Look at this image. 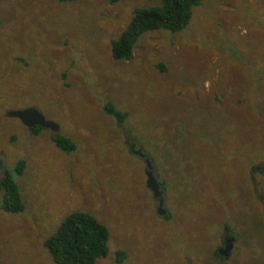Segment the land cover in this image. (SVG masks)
I'll return each mask as SVG.
<instances>
[{
    "label": "rangeland",
    "instance_id": "rangeland-1",
    "mask_svg": "<svg viewBox=\"0 0 264 264\" xmlns=\"http://www.w3.org/2000/svg\"><path fill=\"white\" fill-rule=\"evenodd\" d=\"M155 2L0 0V175L23 160L22 211L0 210V264H54L42 240L71 211L108 230L94 264H264V0H199L181 30L144 32L114 60L109 41ZM24 108L57 130L6 115ZM131 142L151 159L162 214Z\"/></svg>",
    "mask_w": 264,
    "mask_h": 264
},
{
    "label": "trees",
    "instance_id": "trees-1",
    "mask_svg": "<svg viewBox=\"0 0 264 264\" xmlns=\"http://www.w3.org/2000/svg\"><path fill=\"white\" fill-rule=\"evenodd\" d=\"M66 1V0H56ZM116 2L118 0H109ZM199 0H156L147 6L135 7L131 10L128 21L119 34L109 41V53L114 60L129 57L137 38L144 32L165 29L177 32L185 27L191 16V8L197 6ZM157 68L163 69L161 65ZM103 112L121 124L126 112L116 109L106 101L101 104ZM33 130L40 127L34 125ZM52 143L63 152H70L74 143L59 133L51 135ZM254 166L250 167V171ZM23 160L18 159L11 170L0 175V210L5 213H19L23 201L14 180L21 174ZM108 230L106 226L84 211H71L64 215L54 231L42 240L54 264H94L107 253ZM114 260L121 261L125 257L123 250L114 251Z\"/></svg>",
    "mask_w": 264,
    "mask_h": 264
},
{
    "label": "water",
    "instance_id": "water-1",
    "mask_svg": "<svg viewBox=\"0 0 264 264\" xmlns=\"http://www.w3.org/2000/svg\"><path fill=\"white\" fill-rule=\"evenodd\" d=\"M6 115L9 117H15L17 118L22 125L26 127H31L34 125L39 126L40 128H48L52 132H55L57 130L56 124H54L52 121L47 120L43 117L41 113H39L34 108H24V109H15V110H8L6 112ZM132 153H135L136 155L140 156L144 162V175H145V186L150 190L152 196L154 198H157V207L156 212L158 214H162L163 210L160 208L162 199H161V193L162 190L159 186V183L156 181L155 176L152 174V169L150 168V162L151 159L145 154H143V151L138 149V151H134L131 149ZM220 255H225L226 250H217Z\"/></svg>",
    "mask_w": 264,
    "mask_h": 264
},
{
    "label": "flooded vegetation",
    "instance_id": "flooded-vegetation-1",
    "mask_svg": "<svg viewBox=\"0 0 264 264\" xmlns=\"http://www.w3.org/2000/svg\"><path fill=\"white\" fill-rule=\"evenodd\" d=\"M129 139V138H128ZM126 143H128L129 141H125ZM129 148H130V150L132 149V150H134V151H138V149L140 150V146H138L137 147V143L136 142H131L129 145ZM143 154H145L144 152H143ZM146 155V154H145ZM138 156V155H137ZM139 158H140V160H142V158L140 157V156H138ZM143 161V160H142ZM150 164H151V162H150ZM145 167V166H144ZM253 169V168H252ZM254 170V169H253ZM253 170H251V171H253ZM156 200H157V198H156ZM229 240H230V238H228V237H226V236H224L223 235V237H222V246L221 247H218L217 248V250H222V251H224V250H227L228 248H229V245H230V243H229ZM216 250V252H217V254H219L218 253V251ZM220 255V254H219ZM223 256V255H222ZM224 256H226V254L224 255Z\"/></svg>",
    "mask_w": 264,
    "mask_h": 264
}]
</instances>
